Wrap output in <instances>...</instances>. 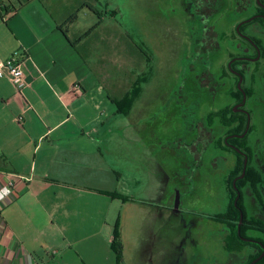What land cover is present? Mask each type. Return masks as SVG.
<instances>
[{
    "label": "rangeland",
    "instance_id": "374dc122",
    "mask_svg": "<svg viewBox=\"0 0 264 264\" xmlns=\"http://www.w3.org/2000/svg\"><path fill=\"white\" fill-rule=\"evenodd\" d=\"M187 2L97 0V12L85 8L73 24L74 32L83 33L104 19V25L79 49L101 79L107 78L104 85L108 88L111 84L114 94L126 92L140 76L149 79L127 119L131 137L139 136L144 140L137 145L131 143L128 158L119 152L117 160H123V167L140 180L139 185L132 176L126 177L129 193L146 201L154 193V185L155 188L160 185L161 202L131 201L124 209L120 225L124 244L121 264H246L254 255L250 254V246L240 240L241 250L229 252L228 245L238 246L237 240L231 239L233 233L226 231L231 227L211 218L212 214L224 213L230 220L232 214L228 215V211L236 209L234 182L236 184L237 179L243 181L237 201L242 204V207L238 205L243 218L241 220L239 215L236 225L240 229L246 227L244 236L264 241V234L250 226L260 211L255 190L261 187L253 180L264 177V106L261 102L260 106H250L254 116L249 134L244 138L249 153L246 165L242 156L226 146L221 129L227 125L224 126L222 119L219 124L218 118L220 114L226 115L227 120H233V125L228 123L231 128L245 130V120L231 105L238 82L236 79L234 82L229 62L238 52L234 42L243 47L231 15L234 0H222L221 11L214 19L221 33V47L211 55V67L225 82L216 98L206 90L196 91L195 72H188L191 66L185 57L191 55L192 50L186 41L199 28L187 12ZM136 45L147 55H141ZM249 73L256 83L254 96L257 98L260 96L258 84L264 78V52L258 63H251ZM183 82L192 93L191 100L201 95L198 114L209 119L216 131V139L194 176L188 171L189 157L176 154L170 145L187 133L179 112L174 109L175 94ZM164 106L174 108L163 110ZM178 193L181 195L179 206Z\"/></svg>",
    "mask_w": 264,
    "mask_h": 264
},
{
    "label": "crops",
    "instance_id": "0c3cea01",
    "mask_svg": "<svg viewBox=\"0 0 264 264\" xmlns=\"http://www.w3.org/2000/svg\"><path fill=\"white\" fill-rule=\"evenodd\" d=\"M96 1L0 0V62L24 57L27 80L20 92L0 79V187L14 190L0 202V264H115L124 209L161 202L160 185L148 201L129 193L117 157L144 140L129 133L135 106L117 112L113 86L79 49L104 22L86 37L76 21L61 28L77 10L96 13Z\"/></svg>",
    "mask_w": 264,
    "mask_h": 264
},
{
    "label": "flooded vegetation",
    "instance_id": "af4514ba",
    "mask_svg": "<svg viewBox=\"0 0 264 264\" xmlns=\"http://www.w3.org/2000/svg\"><path fill=\"white\" fill-rule=\"evenodd\" d=\"M187 3L189 4V7L186 5L188 10L187 12L191 17H193L194 20H196L195 25L199 28L197 33L195 35L188 36L186 41V45L190 48V50H192L190 51L192 52L191 55H186L185 57V59L190 60V64L188 65L191 66V68L188 69V72H195L196 91H198V89L201 92L206 90V93H209L213 98H216L217 95L224 89L225 82L212 70L210 58L211 55L218 51L221 47V33L217 29L214 19L218 17V13L221 11L222 0H188ZM231 15L235 20L236 35L242 39L241 41L243 43V47H241L242 44L238 45L237 42H234L235 45L240 47L242 50H239V48L236 47L238 52L237 54L232 55L229 62V67L235 76L234 82L235 79L238 82L235 93L232 96L234 104L231 105H233V110L240 113L245 120V130L242 132L239 130V128H231L228 123L233 125V120H231L230 116L228 115L227 116L230 118V120H227L226 115L223 116L222 114H220L218 118L219 124L220 120L222 119L224 126L227 125V128L221 129L226 146L232 149L236 154L242 156L245 163L246 160H249V153L247 147H245L244 138L249 134V127L253 122L254 116V111L250 106H255V104L260 106V102L264 106V78H262L258 84L260 96L255 98L256 96H254V94L256 92L254 89L256 88V83L249 73L251 63H258L264 52V0H234ZM192 28L196 30L195 26ZM199 42L200 44H198ZM196 54L204 55L201 57L196 56ZM179 87V94L174 98L176 101V108H174V106H164L162 109L170 110L174 108L179 112L178 116L180 115L182 122L185 125L188 112L191 109H194L196 118L203 120L212 129L214 133L212 139L214 142L216 139V131L214 130V127L211 125L209 119L201 117L198 114L202 105L201 95L199 94V98L191 100L192 93L189 91V89H187L185 82H183ZM253 99H255L256 102L252 103ZM243 119L241 120L243 121ZM184 133L186 132L184 131ZM198 136L199 130L191 129L186 133V140L187 142H192ZM182 137L183 136L179 138L181 139ZM197 170L194 175H196ZM236 190L237 197L239 193L241 197V188L239 189L237 187ZM236 208L241 215L242 208L238 204ZM239 237L241 241L249 244L248 246L251 248L250 254H255L260 251L263 253L264 244L261 240L241 235V230ZM245 238L253 239L254 241L246 240ZM246 264L251 263L247 262Z\"/></svg>",
    "mask_w": 264,
    "mask_h": 264
},
{
    "label": "trees",
    "instance_id": "16d2710c",
    "mask_svg": "<svg viewBox=\"0 0 264 264\" xmlns=\"http://www.w3.org/2000/svg\"><path fill=\"white\" fill-rule=\"evenodd\" d=\"M27 0H20V6H22L24 4V2H26ZM2 9L3 7L0 5V15L2 16ZM79 17V10L75 11L74 13H72L70 16H68L67 20L61 25V28H65L68 24H72L75 21H77ZM103 23V20H100L96 26H94L92 29H90L86 34V36L91 35L98 27H100ZM67 31V29H66ZM81 40H77L75 42H73V46L78 47V43ZM200 44V42L198 43ZM138 51H140L141 55H147L146 52L141 48V46L136 45ZM204 54L201 55H197L196 56H201L203 57ZM188 60V59H187ZM190 62V60H188ZM189 64V63H188ZM148 79V78H147ZM144 75L140 76L135 82L134 84H132V86L130 87V89H128L126 92H124L121 95H116L113 94V96L111 97L114 102L116 103L117 106V112L120 114H124V115H129L133 109V104L138 100V98L141 96L142 93V88L144 83H146L147 80ZM180 90V87H179ZM178 91L175 94V97L178 95ZM180 101V99H179ZM187 129V130H186ZM195 130L198 129L199 130V136L193 140L192 142H187L186 140V136H183L181 139H175L174 142H171V149L174 150V152L178 155H186L189 157L188 161V171L191 173L192 176H194L196 170L202 165L203 162V157L208 149V147H210V145L213 142V131L212 129L208 126V124H206L203 120L197 119L194 109H191L188 112L187 115V119H186V125H185V130L189 131V130ZM259 176V174H258ZM256 179V178H255ZM253 180V183L255 182V185L258 184L259 188L255 193L257 195V200H258V205H259V216L254 218L256 220L251 221V227H253L256 231H259L260 233L264 234V197L262 194V192L264 193V177L262 178H257L256 180ZM243 181L237 180L236 182V186L240 189V186L242 184ZM235 187V189L237 188ZM255 187V186H254ZM237 197V195H236ZM240 199V197H239ZM238 204L242 207V204L239 200ZM232 211V212H231ZM232 214L230 220L229 218H227L226 214L224 213H217V214H212L211 218L218 223H221L223 225H228L229 227H231L230 231L226 230L228 233L231 232V234L233 233L234 236L231 237L232 240H237L238 242V246L236 248H231L229 245L227 246V249H229V252H234V251H238L241 250L239 247L240 244V237H239V228L237 227V218L239 217L240 213L237 211L236 209H231L230 211H228V215ZM236 220V222H235ZM249 223V224H250ZM245 226H243L240 230H241V235H244V231H245ZM248 228V227H247ZM250 229V228H249ZM262 241V240H261ZM236 243V242H235ZM246 242H243V244ZM262 243L264 244V241H262ZM242 244V242H241ZM249 245V244H248ZM112 247L113 250L115 252V256H116V263L115 264H121L122 260H123V255H124V244L122 242V238H121V233H120V224L118 223L116 228H115V233H114V239H113V243H112ZM262 254V252H257L256 254L250 256V259L248 260V263H251L258 258L260 255ZM264 263V256L262 257V259L260 261H258L255 264H261Z\"/></svg>",
    "mask_w": 264,
    "mask_h": 264
},
{
    "label": "built area",
    "instance_id": "2783aa9c",
    "mask_svg": "<svg viewBox=\"0 0 264 264\" xmlns=\"http://www.w3.org/2000/svg\"><path fill=\"white\" fill-rule=\"evenodd\" d=\"M25 58L18 54H12L9 58L0 62V79L10 80L18 89L22 91L27 85L25 73ZM14 194L13 181L9 180L0 187V202L5 201Z\"/></svg>",
    "mask_w": 264,
    "mask_h": 264
},
{
    "label": "water",
    "instance_id": "95a60500",
    "mask_svg": "<svg viewBox=\"0 0 264 264\" xmlns=\"http://www.w3.org/2000/svg\"><path fill=\"white\" fill-rule=\"evenodd\" d=\"M246 162L247 160L245 161V165H246ZM234 186H236L235 182H234ZM180 194L178 193V197H177V206H179V203H180ZM240 197V193L238 194V197L236 198V201H235V205L237 206V201ZM243 218V211L241 210V220ZM239 233H240V227H239ZM246 240H251V241H254L253 239H247L245 238ZM264 256V252L258 257L256 258L252 263H256L257 261H259L262 257Z\"/></svg>",
    "mask_w": 264,
    "mask_h": 264
}]
</instances>
